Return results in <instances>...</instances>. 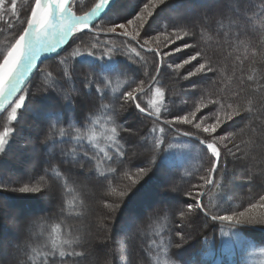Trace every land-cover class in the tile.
I'll use <instances>...</instances> for the list:
<instances>
[{
  "label": "trees",
  "instance_id": "1",
  "mask_svg": "<svg viewBox=\"0 0 264 264\" xmlns=\"http://www.w3.org/2000/svg\"><path fill=\"white\" fill-rule=\"evenodd\" d=\"M141 1L146 3L147 0ZM185 1L202 9L209 0H182L180 3L179 0H167V3L155 9L153 17L149 20V23L157 30L153 32H159L162 26L161 23L157 24L155 21V19L158 20L155 16L158 10L177 8ZM148 3L150 1L146 4ZM247 5L244 7L239 1L235 2L226 15H215L206 9L207 17L211 18L209 21L207 20L209 26H205L201 32L203 36L200 35V45L196 40V43L193 44L194 48H187L180 54L181 57L184 55L189 57L200 52L203 59H198V61H210L214 72L203 74L204 77L199 74L190 79H184L183 77L189 70L186 68L171 69L168 67L171 64L166 58L162 59L163 67L153 84V87L159 88L163 93L164 107H161L159 115L162 124L138 112L121 96L123 91L135 88L141 81L149 82L155 78V73L158 72L156 71L158 69L157 58L151 53L137 48L136 50L142 57L137 61L130 52V49L136 47V44L126 38L118 41L117 36L102 35V39L109 37L111 40L108 43L121 48L111 53L112 60L109 61L104 54L107 47L104 45L102 47V43L97 45L96 41L93 42L89 35L94 33H83L75 39L81 41L80 43L76 45L70 43L60 56L45 64L46 66L35 75L26 87L28 94H31L29 101L32 108L35 107L37 110L39 107L43 112L46 111L43 128H41L43 130L23 128V119L20 120L16 130L12 132L10 145L4 150L6 154L4 156L1 154L0 167L5 162L7 153L9 154L11 148L17 145L16 143L20 139L19 132L31 136L35 140L34 147L42 154H40L41 165L36 172L35 181L40 184L42 179L48 188L49 185L52 188L54 185L60 191L62 190V207L65 212L62 211L64 215L59 216L58 209L44 201L45 198L48 200V197L27 200L26 195H19L24 198L29 210L23 212L25 217H28L26 225L30 226L29 229L33 228L30 231L32 234L35 231L37 240L30 236L20 240L16 247L19 249L21 246L22 250L20 256L15 257L17 261H5L0 264H53V261L48 257L53 251V241L57 240V236L59 239L74 242L71 247L65 246L63 250L83 252L84 255L66 262L57 259L54 264H89V251L87 250L89 244H85V236L83 237L75 231L78 228L76 224L79 218L82 220L86 218V215H81L82 211L90 210L88 205L90 198L87 197V192L82 189L81 185L89 182L91 189L108 193L106 197L100 194L98 202L108 199L109 203L117 204L111 191L118 184L121 187L115 192L123 191L131 180H138V182L132 186L128 196L118 201L117 211L113 212L112 209L101 207L94 213V220L98 214L103 213L112 218V221L109 222L110 226L116 225L121 210L124 212L130 203L141 197L139 192L147 186L148 188L152 187L153 191L159 194L168 193L175 187V192L179 193L177 195L183 201L184 195L190 189H193V192L194 189L197 191L198 188H194L193 185L198 184L199 181V189L203 186L206 187L202 204L205 205V211L208 213L206 216L203 213L195 212L192 218L184 217L187 223L192 226L196 225L194 227H197L198 230L200 227L197 225L195 217L198 215L202 223H205L204 229L199 230V237L196 236L193 239L189 236L193 231L189 232V229L187 231L185 227L179 226V209H181L179 205H170L171 208H168L164 204L155 211H151L148 214L147 222L143 224L145 221H142L141 224L143 232L139 244L144 258L141 261L138 260L137 264H264V232L256 230L264 229V224L240 223L241 225H237L234 222L213 221L209 218L211 215L236 213L237 218L240 219L264 220V201L260 200V197L264 196L263 185L256 187V191L252 193H245L247 190L241 191L239 200H234L232 194L240 184L233 179L235 187H230V178L237 175L230 173L231 164H234L232 161L242 159L238 155L247 156V151L251 146H254L253 140L256 142L253 136L260 138L262 133L264 134V0H249ZM237 13H242L241 16L245 17L246 23L251 25V28L243 31L244 36L241 37H238V32L241 30L238 29V25L244 21ZM28 14H25L26 20ZM107 16H105V20L97 22L93 26L95 30L99 31L101 26H105L107 21L111 20L112 17ZM164 19L167 21V18ZM226 21L233 24L231 28L236 32V35L232 40L230 37L233 30L220 31L223 38H227V41L221 45L229 51L225 56L226 60H221L224 63L220 65L219 60L213 57L215 53L208 50L207 47L212 46V43L216 41L213 36L215 24ZM165 25L169 31L174 27L181 26L191 36L195 30L188 19L182 22H166ZM228 26L230 27V24ZM5 27L6 25L0 27V50L11 39V37L8 40L4 39ZM19 31L13 32L15 38L19 37ZM93 45L97 46L92 49L93 47L90 46ZM120 55L126 57V60L120 61L118 58ZM1 60L0 54V62ZM152 61L154 69L150 78H146L142 72L145 71V67L151 70ZM135 63L141 67L139 72L135 69ZM119 70H122L123 74ZM85 75H88L93 81L92 85L85 82ZM169 78H171L170 81L174 79L177 81V83L171 84V88H169ZM202 79L209 80V83L204 89L200 88L194 92L193 85L196 87L202 82ZM77 80H81L78 81L80 83H77ZM76 83L81 88L75 89ZM184 88L187 90L186 92L181 91ZM35 89H38L36 97ZM181 93L191 96V98L186 102H181L179 99ZM137 102L149 112L151 111L145 101V94L139 96ZM232 110L238 111L240 115L222 125L220 129L225 137L224 144L223 142L217 143V147L221 151V161H228V164L224 163L227 170L226 168L223 171L218 169L214 173L212 185H209L202 179V177L210 179L211 176L204 167L206 160L202 159L203 157L210 159L209 153L195 139L210 142L208 135H201L192 125L172 124L174 128L165 125L164 121L173 120L175 115H189L195 112L193 124L195 121L211 124L215 122L217 116L223 117L225 112ZM21 114L25 115V112L21 111ZM248 116L254 118L250 123L247 119ZM190 118L192 117L190 116ZM3 119L2 116L0 122ZM26 120L28 121V119ZM156 124L164 128L159 147L154 144L149 145V139H153V127H156ZM20 127L23 128V132ZM113 127L117 130L116 134L111 132ZM60 129L64 130L63 135H61ZM177 131L185 132L191 137L183 136ZM99 133L101 137L88 139L89 136ZM133 141L137 142V145L147 148L143 154L144 160L131 158ZM224 145H227L234 155H227ZM257 152L253 151L252 153ZM104 153H107V156ZM107 157L112 159L109 160ZM255 157L261 158L263 161L261 165L264 167V156L262 159L259 154L253 156L251 160L249 159V162ZM140 168H147V175L140 174L138 172ZM0 170L3 169L0 168ZM82 176L86 177L84 182ZM155 182L160 184V189L158 186H152ZM0 183L14 187L12 181L8 180V183L5 181L1 172ZM47 192L36 195L45 196ZM0 195L11 197L9 192L2 190H0ZM230 197L233 198L231 202H229ZM29 201L32 202L29 203ZM48 201L50 203V200ZM30 204L35 205L31 207ZM252 204H255L256 207H250ZM244 208H249V211L243 212L244 217H239L238 214L244 211ZM32 211L35 212L29 214ZM225 227L226 229L230 228L229 233L225 231L220 234L218 229ZM244 228L248 230L245 231ZM36 230L41 233L42 238L37 237ZM177 232L181 233L183 240L176 235ZM186 233L188 234L186 235ZM194 241L197 246L195 253L192 249ZM187 247L193 251L188 256L183 252ZM56 250L58 251L59 248ZM179 251L182 253L180 254ZM130 253L134 254L135 251L133 249L130 252L126 250L125 255L131 256ZM101 261L103 263V260ZM95 263L100 264L99 259ZM113 264H117V262H113Z\"/></svg>",
  "mask_w": 264,
  "mask_h": 264
},
{
  "label": "rangeland",
  "instance_id": "2",
  "mask_svg": "<svg viewBox=\"0 0 264 264\" xmlns=\"http://www.w3.org/2000/svg\"><path fill=\"white\" fill-rule=\"evenodd\" d=\"M150 0H147V2H149ZM241 3L244 7L248 6V2L249 0H245L244 2L242 0H209L206 4L204 8H199V7H195L196 5H192V4H188L186 3L187 1H185V3H182L183 5H179L177 8H171V9H167L165 11H161L158 10L156 12L157 16L156 18H158V20L155 21L156 23H161V24H165L166 22H182V21H187V19L190 21V25H193L194 29L193 30V36L188 35L185 36L184 39L179 40L176 42L175 45H172L171 47H178L181 46L185 43L192 45L196 43V40H198V44L201 42L200 39V35L202 30L205 28V26H209V19L211 17H207V10L211 11L212 13H214L215 15L218 14H228V12H230V9L232 8L231 6H234L235 2ZM97 2V0H72V11L75 12V14H83L84 12L88 11L91 9V7L94 6V4ZM182 2V0H179V3ZM35 3V0H16V5H17V13H18V17H12V14L10 12V8H11V0H5L4 3V8L0 9V15L3 16V19L0 20V27L6 25L5 27V32H4V39L7 38V40L11 37V39L9 41H7L4 44V46L1 48L0 50V54H1V62H3V57L7 54V52L9 51L10 47L12 45L15 44V41L19 38H15V34L13 33L14 31H19L22 28V25H24V27L26 26V23H24V21H26L25 18V14L29 13L28 15H30L31 9L33 8V5ZM145 1H141V0H117L116 3L113 5V7L108 11V13L106 15H104L102 18H100L97 22H101L103 20H105V16H111V20H108L105 27L108 26L109 23H119L122 21H126L127 19H131L134 18L136 15H138L140 12L144 11L143 5L146 4ZM33 4V5H32ZM231 7V8H230ZM78 9L79 11L76 12L75 10ZM139 9V10H138ZM207 9V10H206ZM6 10V13H4V11ZM27 11V12H26ZM228 11V12H227ZM239 15V17L241 18V20L244 21L241 22L238 25V29H241L240 32H238V37L244 36L243 31L249 29V27L251 28L250 23H246L245 17L241 16L242 13H237ZM107 16V17H108ZM29 18V16H28ZM167 18V21L166 19ZM208 18V19H207ZM216 18V17H215ZM164 19V21H163ZM208 20V21H207ZM96 22V23H97ZM95 23V24H96ZM94 24V25H95ZM217 23V25L215 24V26L213 27L214 30V38H215V42L212 43L213 45L210 47H207L208 50L213 51L215 54L213 55L214 59H218L219 60V64H223L224 62L221 60L225 59V56L229 53V51L227 49H224L225 47L222 46L221 44L225 43L227 41V38H223L224 36L220 34L221 30H225V29H231L233 30V28H231V26L233 24L229 23V22H221V24ZM230 24V27L228 26ZM23 27V28H24ZM129 30H132V26H129ZM22 29L19 31V35L20 32L22 33ZM153 31H157L154 26L149 23L147 28L145 29V33L151 35L152 33H154ZM94 33L93 35H89L91 36V39L94 41H98L99 43H102V47L103 45L107 48L106 52H104L105 56L108 57L109 61H111V53L115 50H119L121 49L118 46H114V44H110L108 43L111 39H109L110 36H117L118 41L120 39H123V37H120L118 35L115 34H105L106 36H109L107 39H102V35L104 33H100V31H97L94 29ZM83 32L81 33H76L73 38L69 41V43L66 46H69L70 43H75V45L77 43H80L81 41H77L75 39L78 38L79 35H82ZM234 35H236V32L233 30L231 33V37L230 39L233 40ZM203 36V35H201ZM149 38L148 36L143 35L142 33V42L143 39H147ZM204 38V37H203ZM213 39V38H211ZM129 40V39H127ZM161 40H163V37H161ZM117 41V42H118ZM130 41V40H129ZM131 42V41H130ZM1 43V44H3ZM134 43V42H132ZM135 44V43H134ZM200 45V44H199ZM92 47V46H90ZM161 48V56L163 55V51L166 50L163 48L162 44L155 41L154 39L148 44L145 45V48ZM194 48V47H193ZM94 49V48H92ZM141 50V49H140ZM143 51V50H142ZM63 52V51H62ZM62 52L57 55L60 56L62 54ZM182 52H177L175 54V56L172 57H166V60L171 64L168 67L171 69H175V64L181 62L183 59L187 58L188 56L184 55L183 57H181ZM180 55V56H179ZM54 56L53 58L57 57ZM111 56V57H109ZM51 58V59H53ZM120 61H124L126 60V57H123V55H120V57H118ZM49 59V60H51ZM46 60L43 62V64L40 66L39 71L44 68V66H46L45 64L49 61ZM226 60V59H225ZM200 62L197 61H191L190 64L185 65L184 68H186L187 70L191 71L193 70L194 67L198 66ZM113 66H116L114 63H111ZM132 64V63H130ZM163 67V60H158V65L156 72L155 73V78L151 79L149 82L147 83H143V87L145 89L144 93L142 95L145 94V101L146 103L149 105L151 111L153 112L155 111L156 107H160V109L162 110L161 107H164L163 104V100L162 97L158 96V94L156 93V89L155 87H153L155 84L156 79L158 78V75L160 73L161 68ZM135 69L139 72L141 67L138 63H135ZM154 69V63L152 61V68L151 70L147 69L145 67V71L142 72L143 76L146 78H150L152 71ZM183 69V68H182ZM37 71L36 74L39 72ZM119 72L121 74H123L122 70H119ZM141 75V74H140ZM202 77L203 74H201ZM199 76V77H201ZM78 77V76H77ZM174 79V78H173ZM33 80V79H32ZM31 80V81H32ZM171 78L168 79L169 81V88H171V84L173 82L177 83V81H170ZM30 81V82H31ZM78 81L81 80H77V83H80ZM167 81V82H168ZM29 82V84H30ZM76 83L75 89H79L81 87H78ZM174 83V84H175ZM209 83V80H203L202 82H200L199 85H197L195 88L192 87V89L194 90V92H196L197 90L204 89L206 87V85ZM28 84V85H29ZM83 84V83H82ZM27 85V86H28ZM26 86V87H27ZM152 89H149V88ZM36 95L38 94V89H35ZM182 92H186L187 90L181 89ZM21 94L26 95L27 99H26V104L25 107L18 110V119L16 121H10L8 119V112H10L11 107L2 115L4 117V119L2 120V122H0V134H3L5 129H9V135L6 137V140L8 141V143L5 146V149L7 148V146L10 145V142L12 141L11 137L13 136L12 132L15 131L16 127L19 124V121L23 119L24 124L22 125L23 128H26L28 130H39L42 131L43 128V121L45 120L44 115L46 114V111L43 112V110L39 109V107L37 108V110L34 108H32V106L30 105V95L28 94V89L25 88L23 90V92ZM20 94V95H21ZM142 95H138L142 96ZM175 96V95H172ZM191 98V96H187L186 94L181 93L179 95V99L181 102H186L187 99L189 100ZM175 99V98H173ZM182 99V100H181ZM176 100V99H175ZM88 101L89 98H88ZM153 101H155L156 103L154 104ZM162 101V102H161ZM177 102V101H176ZM12 106V105H11ZM141 106V105H140ZM142 107V106H141ZM143 108V107H142ZM145 109V108H144ZM21 111L25 112V115L21 114ZM145 112H149L148 110L145 109ZM143 114V113H142ZM145 115V114H144ZM1 116V117H2ZM147 116V115H145ZM0 117V118H1ZM149 117V116H147ZM153 120H155L156 122H159V124L162 120L160 117H149ZM28 119V121L26 120ZM132 119V118H131ZM247 119H249V123L252 122V120L254 118H252L251 116H248ZM201 121H195L194 123H197ZM159 124H156V129L157 131L154 132L153 135V139L150 138L149 139V145H156L157 147L160 146V141L162 138V134L160 131H158L159 128H161L162 126H160ZM207 124H202L203 126H206ZM250 125V124H249ZM171 127H174L172 125H170ZM22 132H23V128L20 127ZM175 128V127H174ZM179 134L183 135V136H187V137H191L190 135H188L185 132L182 131H177ZM29 135H25L21 132H19V141L16 143L17 145H14L9 154L7 153V156H5V162L1 165V169L0 170L1 174L3 175V177L5 178V181L8 180L12 181V186H8L7 185H3V183H0V186H3L2 191H6L9 192L11 194V197L9 196H2L0 195V262L5 263L9 262V261H17L15 259L16 256H20L21 254V250L22 247L20 246V248L18 249L16 246L17 244L20 242V240L22 239H27V236L31 237L34 240L36 239V235H35V231H33V234L31 233L29 229V225H26L27 219L28 217H25L26 215L23 213L25 210H28V207L26 205V201H24V198H22V196L19 195H26L27 196V200H29V198H36V197H42V199H44L45 197H48V200H50V203L48 200L47 203L51 206H53V208L55 207V209L57 208L58 210V215L59 216H63L64 214L62 213L65 212V210H63L62 207V203H63V195L60 191V189H57L56 186L53 185V188L49 185V191L47 192V195L45 196H37L36 194L33 193H19L17 191H15L17 188L23 186L24 184H27L28 186H35L36 184H38L35 179L37 176V171L41 165V161H40V152L39 150L34 147V142L35 140L29 136ZM224 134H222V129H218L217 133L213 134V138H218V137H223ZM91 137H101V134L99 133L98 135H91ZM256 142L253 140V144L254 146L250 147V149L247 151V156L243 155H238L239 158L242 157V159H238L237 161H232L231 164V169H230V173L231 174H237L236 177L234 178H230L231 179V183H230V187H235L234 185V180L235 179L238 184H240V186L237 187V190L233 192L232 196L234 195V200H239L241 198V191L243 190H247L245 193L247 192H254L256 191L255 188L258 187L259 185H263L264 186V167L263 165H261V162L263 163V161L261 160V158L259 157H255L251 162H249V159L251 160V158L257 154H259L262 159L264 156V134L262 133V135L260 136V138L258 137H254ZM197 141H199V143L204 146V143L195 138ZM218 142H223L224 144V139H220L218 140ZM137 142L133 141V145H132V149H133V153L131 155V158H136L138 160H144L145 157L143 156V154H145L146 151V147L143 148V146L141 147V145H137ZM134 146V147H133ZM259 147V148H258ZM204 148L207 147L204 146ZM257 148V149H256ZM254 149V150H253ZM257 152V153H252L253 151ZM208 151V150H207ZM260 151V153H259ZM1 154L4 156L6 154V151H3L2 153H0V158H1ZM42 155V154H41ZM141 157H144L141 159ZM210 157V155H209ZM9 159V160H8ZM202 159L206 160L205 163V168L208 170L211 167L210 164V159H207L205 157H203ZM224 161V162H223ZM223 164V167L219 168L221 171L227 170V166L224 165V163L228 164L227 160H222L221 161ZM209 173V172H208ZM205 175L207 174V171L204 173ZM226 178V176H225ZM225 178L223 179V181L225 182ZM86 180V177L82 176V181L84 182ZM41 181H43L41 179ZM168 181V180H167ZM46 185V182L43 181L42 184H40L41 187H44ZM160 184H158V182H155L152 184V186L157 187L160 189L161 187H159ZM199 185H200V181L198 184H196V186H198L197 191L203 193V195L200 197V203H202V199L205 195V190L206 187H201L199 189ZM212 185V183L210 184ZM82 189L85 190V192H87V197L90 198V203L89 208L90 210L87 211L86 209H84L81 213V215H86L85 219H80L77 225V229L75 230L77 233L83 235L84 239H85V244H87L88 248L87 250L89 251V264H97L95 263V261L97 259H99L100 264L102 263L101 260H103L102 264H113V262H117V264H137L138 260L141 261L144 257L142 254V251L140 249V244H139V239L141 236L142 231V221H145L143 224H145L148 219V214L151 211H155L157 208L161 207V205H164L168 208H171L172 205H179L181 208H186V203H192V199H190L189 197H187V195H184L183 201L180 200V196L177 195L179 194L178 192H175V187L173 189H171L170 192L168 193H157L153 191V188L150 187L148 188H143L139 193L141 195V197H139L137 200H135L133 203H130L127 208L124 210V212L121 210L120 214H119V220L117 219L116 221V225L114 226H110L109 222L112 221L107 214H103L100 213L98 214V217L94 220V213L96 212L97 209L102 208H107L110 209L111 208L109 206H113L116 208V211L118 209L119 206L118 205V201L117 204L115 202H111L109 203L108 199L105 200H100V202L97 201L98 196L100 194H102V196H107L108 193H102L100 190L99 191H95L94 189H91L89 186V182H85V184L81 185ZM150 186V185H149ZM121 187L120 184H118L117 187H115V189H113L111 192H115L117 189H119ZM190 191H193V189H190ZM194 189V192H197ZM110 192V193H111ZM244 193V194H245ZM113 196V195H112ZM238 197H240L238 199ZM51 198V199H50ZM232 197H230L229 202L232 201ZM32 202V201H31ZM29 201V203H31ZM98 202V203H97ZM143 202V203H141ZM146 202V203H145ZM171 205V206H170ZM50 206V207H51ZM149 207H152L149 209ZM130 208V209H129ZM133 211H132V210ZM141 209H142V214H141ZM245 210L242 212H247L249 211V208H244ZM86 210V211H85ZM146 210V212L144 213V211ZM3 213H2V212ZM112 211V210H111ZM35 211L29 212V214L34 213ZM26 213V212H25ZM195 213V212H194ZM186 214V216L191 217L193 216V214ZM69 214V213H67ZM239 215V214H238ZM151 218V217H150ZM149 218V222L151 221V219ZM197 225L200 227V231L203 230L205 227V223L201 221V218L197 215V217H195ZM2 220V221H1ZM93 220V221H92ZM115 222V221H114ZM223 222H229V221H223ZM203 225V226H202ZM237 225H241L240 223ZM179 226H183L185 227V229L189 232H192V235L189 234V236H191V238L195 239L196 236L199 237L200 232L198 230L197 227L192 226V224L187 223L186 219L180 218V222H179ZM235 228V227H234ZM226 227L223 228H219V232L220 234L222 232H227L229 233L228 230L226 229ZM245 231H247L248 229L244 228ZM257 231L260 232H264L263 228H259L256 229ZM186 231V232H187ZM188 232V233H189ZM186 233V235L188 234ZM36 234L38 238H42V235H40L41 233L36 230ZM96 234V235H93ZM24 235V236H23ZM19 236V237H17ZM22 237V238H21ZM143 239V238H142ZM14 242V244H13ZM24 243V242H23ZM25 244V243H24ZM195 241L194 244L192 245V249L194 250L195 253ZM134 250L135 253L131 254V256L125 255L126 250L127 251H131ZM190 250V247H187L186 249L183 250V252L185 254H187V252ZM182 251V250H180ZM179 253L181 254L182 252ZM264 254V252H263Z\"/></svg>",
  "mask_w": 264,
  "mask_h": 264
},
{
  "label": "snow or ice",
  "instance_id": "3",
  "mask_svg": "<svg viewBox=\"0 0 264 264\" xmlns=\"http://www.w3.org/2000/svg\"><path fill=\"white\" fill-rule=\"evenodd\" d=\"M110 2V0H97L93 7L89 11L84 12L82 15H77L72 11V0H35V6L31 9L30 18H28L24 23L26 27L23 28L22 34L19 35V38L15 41V44L12 45L3 57V63H0V111L5 110V108L11 104V110L8 112V119L10 121H16L18 119V110L25 107L26 104V95L21 93L23 91L22 85H25L26 78L29 77V74L36 69L37 61L44 54H59L61 47L69 42V39L73 36L74 33H90L94 32V25L97 18L100 16L102 10ZM5 0H0V9L4 8ZM167 3V0H150V3L144 4V11L140 12L134 18L127 19L119 23H109L107 27L101 26L100 33L104 34H115L120 37L129 39L131 42L136 44V47L130 49V52L134 55L135 59L138 61L142 59L140 52L136 49L140 48L148 53H151L157 58V60L164 59L166 57L175 56L177 52H183L185 49L193 47L187 43L178 46L171 47L175 45L177 41L184 39L185 36L189 35V32L183 29L181 26L172 28L170 31L166 29V25L162 24L159 32H154L151 35L145 33V29L149 24V20L153 17L155 9L160 5ZM10 12L12 17H18L16 0H11ZM3 19V16L0 15V20ZM129 26H132V30H129ZM142 33L149 38L142 39ZM163 37V40H161ZM155 40L162 44L163 48L166 49L163 51L161 56V48H145V45H148L152 40ZM97 41V45H98ZM97 45H93L95 48ZM90 54H93L89 52ZM111 57V56H109ZM198 59H203L200 52L183 59L181 62L175 64V69H182L185 65L191 63V61H197ZM214 72V69L210 61L200 62L198 66L194 67L193 70L188 71L184 79H190L194 75L205 74ZM84 80L89 85L93 84V81L88 75H85ZM195 87V85H193ZM145 89L143 87V81H141L135 88L130 90L123 91L121 96L124 101L129 102L138 112L143 113L149 117H159L161 109L156 107L153 112H145V109L140 106V103L137 102L138 95H142ZM158 96L163 97V93L159 88L156 89ZM13 97H16L13 100ZM162 102V101H161ZM155 104L156 102L153 101ZM199 111V109H197ZM240 115L236 110L225 112L223 117L217 116L215 122L207 124L202 127V123L197 122L193 124V119L196 116L195 112L190 113L189 115H175L173 120L164 121L165 125L172 124H183V125H192L196 130L199 131L201 135L207 134L208 141H202L208 150L210 155V164L211 167L208 169L209 175L216 173L217 170L223 167L221 162V151L217 147L218 140L224 139L225 137L213 138V134L217 133L218 129L222 127L224 123L232 120L235 116ZM190 116L192 118H190ZM9 129H5L3 134H0V153L5 150V146L8 143L6 137L9 135ZM116 128L113 127L111 132L116 134ZM153 131H157L153 127ZM161 133L164 132V128L161 127L158 129ZM61 135L64 134V130L60 129ZM230 137L231 134L229 133ZM89 140L92 139L91 136L88 137ZM227 155H234L230 148L227 145H224ZM119 154V153H118ZM107 156V153H104ZM111 160V157H107ZM238 159V157H237ZM151 163V161H149ZM138 172L142 175H147V168H140ZM205 183L211 184L212 181L207 178H203ZM138 180H131V182L125 186L123 191L113 192L112 195L116 198L117 201L123 200L128 196L131 188L135 185ZM43 181L40 182L42 184ZM40 184L35 186H28L24 184L23 186L17 188L15 191L19 193H33V194H43L49 191L50 189L47 186L41 187ZM193 187H198L193 185ZM3 186H0L2 190ZM187 197L192 199V203H186V208L179 209V217L183 219L186 214L190 215L194 212H200L204 215H208L205 211V205L200 203V197L203 193L197 191H188L186 193ZM261 201H264V196L260 197ZM71 203V201H69ZM112 211L116 210L115 207L109 206ZM250 207H256L255 204L250 205ZM239 217H244V213H239ZM213 221H229L234 222L235 224L239 223H251V224H264V220L257 221L254 218H237L236 213L231 215H211L209 217ZM177 236H180L181 240L183 237L180 232L176 233ZM58 240V243H57ZM53 241V251L49 255L48 259L54 262L59 259L62 262H66L75 257H82L83 252L76 251H65L63 250L65 246L71 247L74 243L72 240H63L59 239ZM59 248L57 251L56 249Z\"/></svg>",
  "mask_w": 264,
  "mask_h": 264
},
{
  "label": "water",
  "instance_id": "4",
  "mask_svg": "<svg viewBox=\"0 0 264 264\" xmlns=\"http://www.w3.org/2000/svg\"><path fill=\"white\" fill-rule=\"evenodd\" d=\"M116 1L117 0H110V2L105 6V8L102 10V12H101V14H100V16L97 18V21L100 19V18H102L104 15H106L107 13H108V11L113 7V5L116 3ZM34 6H35V3H34V5H33V8H34ZM89 11V10H88ZM74 12V11H73ZM75 13V12H74ZM31 15V14H30ZM77 15H82V14H77ZM30 18V17H29ZM97 21H95V23L97 22ZM94 23V24H95ZM94 25H92V26H90V27H93ZM76 33H74L73 34V36L75 35ZM73 36L69 39V41L73 38ZM69 43V42H68ZM67 43V44H68ZM67 44H65V45H63L62 47H61V49L59 50V54L64 50V48L66 47V45ZM59 54H44V55H42L41 56V58L37 61V67L38 68H40V66L43 64V62L44 61H46V60H49V59H51V58H53L54 56H57V55H59ZM36 69H34L30 74H29V77L28 78H26V81H25V85H22V88H23V90L26 88V86L29 84V82L32 80V78L34 77V75L36 74ZM23 92V91H22ZM21 92V93H22ZM21 93H18L17 94V96L18 95H20ZM16 99V97H13V100H15ZM11 107V104H9L6 108H5V110H3V111H0V117L9 109ZM204 146H206L205 144H204ZM214 174V173H213ZM213 174H211V179L213 178Z\"/></svg>",
  "mask_w": 264,
  "mask_h": 264
},
{
  "label": "bare ground",
  "instance_id": "5",
  "mask_svg": "<svg viewBox=\"0 0 264 264\" xmlns=\"http://www.w3.org/2000/svg\"><path fill=\"white\" fill-rule=\"evenodd\" d=\"M30 14H31V12H30ZM29 17H30V15H29ZM26 26H27V25H26ZM26 26H25V27H26ZM22 30H23V29H22ZM21 34H22V33H21ZM66 47H67V46H66ZM66 47H65V48H66ZM65 48H64V50H65ZM64 50H63V51H64ZM2 63H3V62H2ZM35 75H36V74H35ZM35 75H34V77H35ZM34 77H33V78H34ZM33 78H32V79H33ZM172 150H173V149H172ZM213 178H214V174H213ZM213 178L211 179V176H210V180H211V181H213ZM209 185H210V184H209ZM30 205H31V204H30ZM34 205H35V204H34ZM34 205H31V207L34 206ZM195 249H197V246L195 247ZM195 251H196V250H195ZM192 252H193V251H192V249H191V250L188 251L187 254H185V255H186V256L191 255Z\"/></svg>",
  "mask_w": 264,
  "mask_h": 264
}]
</instances>
